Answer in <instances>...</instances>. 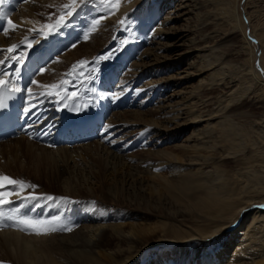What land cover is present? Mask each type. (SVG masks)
Wrapping results in <instances>:
<instances>
[{"label": "rangeland", "instance_id": "1", "mask_svg": "<svg viewBox=\"0 0 264 264\" xmlns=\"http://www.w3.org/2000/svg\"><path fill=\"white\" fill-rule=\"evenodd\" d=\"M5 4L14 7L12 0H6ZM227 5L239 16L238 21L245 25L247 37L249 36L246 27H248L251 34L253 33L251 26L253 23L250 22L264 21V0H121L120 9L115 13L114 20L110 26L112 31L111 43L100 47L93 52L91 57L81 56L77 60L83 58L91 61L94 57L103 54L99 51L102 48L107 49L108 53L115 49L116 51L112 57L107 61H100L96 65L99 68V72L96 73L97 78L95 80L84 77L77 79L75 76L66 77L73 81L75 86L77 85L75 89L77 94L80 93L79 90L93 91V86L95 89L100 84L99 89H107L111 100H114V95L118 96L117 91L124 89L129 95L132 106L125 107L120 111L128 112L129 110L132 112L135 110L145 112L160 106V127L156 123L130 122V126L127 128V135L118 141V146L120 147L121 145V150L118 151L112 148L118 154L124 153L125 156L128 154V158L126 157L125 160L128 167L119 170L117 177H115L114 174H109L112 168H110V165L108 166V185H106L108 195L104 194L105 196H103L99 190L94 191V193L96 192L95 196L82 194L79 202H73L74 204H72L67 200L63 207L61 206L63 209L61 211L58 209L61 205L60 199L56 201L59 204L56 202L49 203V208H54V212L60 215L59 217L63 216L62 218L67 217L70 213L75 218L77 211H80V214H84L82 215L83 217L90 218L92 216V218H95L97 224L101 223L102 219L105 218L111 224H124L121 227L122 231L127 236L130 232L135 233L133 235L134 241L139 244L138 254L130 261V264H206V261L210 260H213V264H237L236 261L240 260L242 264L258 262L264 264V254H262L264 226L258 229L256 236L249 234L246 237L244 232L247 227L245 225L251 219L250 213L252 210L250 211V208H259L256 205L264 203V200L260 201L258 198H254L253 202L249 203L250 207L248 206L242 214L236 216L227 226V228L230 225L235 227L230 226L229 229H224L212 238L199 239V237H195V239L190 241L182 240L183 237L193 232L211 230L216 224L220 225L225 221L224 218L216 216L203 220V218H208L205 213L206 210H195L189 207L186 202L194 196L193 193L201 194L202 197L208 196L207 186L224 180L230 181L231 186L235 187V193H239L240 182L243 180L240 179L239 174L235 173V171L239 172L240 170L242 172L249 169L257 171L254 174L258 175L261 182L260 186H264V84H262L263 80L257 83L254 81L253 88L241 95L242 91L240 89L243 86L240 84L241 81L230 82V73L231 75L233 74V77L238 75L236 71L238 66L249 69L253 65L252 60H250L253 53L247 43H245L242 30L234 22L229 21L230 19L224 10ZM7 9L12 10L9 6ZM17 10L18 6L16 5L13 13L17 14ZM54 13H59V7ZM171 13L173 16L171 21L164 25L163 18ZM38 14L43 19L40 23L45 22L49 15V13L44 14L42 10ZM106 14V8L101 0H91L89 4L83 6L71 20L70 25L64 28V30L72 28L71 26L75 22L77 23L76 18L80 17L83 21L79 22L81 24L76 29V36L71 41H66L67 43L56 54L52 55L51 59L56 56L52 62L57 57L60 59V57L70 52L69 50H71L73 43L81 40L82 44L86 43L90 38L85 40L83 32L90 27V22L87 24L88 20L91 17L95 18V16ZM120 19H125L124 25L117 23ZM152 23L155 25L161 23L165 30L171 31L168 37L162 38L165 45H171L170 49L161 47L159 51H156L161 61H156V57L149 54L151 49L156 48V45L153 42L151 43V37L154 34ZM101 29L102 25L92 32V35ZM191 30L195 35L202 36V38L198 37L202 39L204 44L208 45L204 50V52L206 51L204 58H208L207 61L217 62L220 58L222 59L220 66L225 65L230 72L225 78H213L211 74L218 68L210 70L212 69L211 67L201 71L202 73H198L195 68L191 70L194 73L193 75L184 76L186 72L184 73L182 70L185 67L187 68L189 60L188 58L176 60V58L182 48L190 43ZM10 33L12 34L13 32ZM145 33L150 37L145 36ZM251 39V44L257 45V39L255 38L257 42L253 41L254 38L253 40ZM125 40L127 41L126 44L123 43ZM56 41H53L55 43H52L53 47L58 45L59 42L57 43ZM106 51L104 50V52ZM258 52L260 54L258 56L259 65L264 68V51L258 49ZM255 55L257 57V51ZM61 62L66 65L68 72L72 64L68 65L65 61ZM137 63H141L139 64L140 66L144 64L143 68H140ZM211 65L214 67L218 64ZM90 68L91 65L84 69L86 74L90 72ZM66 69L63 70V73ZM155 69L160 70L157 72ZM45 73L42 74L41 78ZM111 74H114L112 79ZM260 74L262 75L261 72ZM39 75H36V80ZM176 75L177 77H175ZM121 77L124 79H121ZM155 78L159 79L158 84L153 81ZM108 79H111L110 84ZM108 84L109 88H106ZM198 86L202 88H197L196 92L194 87ZM238 87L240 89L235 93L237 91L235 89ZM191 91L196 93L193 98L189 94ZM194 101H200L196 105L198 108L194 105L193 108H190L191 110H187L189 104H193ZM170 104L174 105L172 109L168 108ZM81 109H84L86 113H90L93 110V105L82 106ZM219 109H221V113ZM199 112L204 116L201 122L182 124L184 119H189L190 115L199 114ZM218 114H220L219 116H226L234 122V126H231L233 128H230L233 135L231 143L225 141L228 138L223 134V129L225 128L218 127V125L213 123L215 119L217 121V119L220 120L222 118L218 117ZM174 115H178L176 119ZM167 118L171 119V122H167ZM200 129L206 131L204 132V139L207 142L206 146H209L202 151L203 156L208 155V161H210L208 165L203 166L202 170L204 173H198V166L190 164L189 155L180 151L184 146L194 144L192 137L194 133H199ZM159 130L162 131L158 132ZM126 142L128 147L122 146ZM11 145L14 146L15 143ZM7 147L1 146L0 151L7 149ZM136 150L137 152L134 153ZM158 151H163V154L165 151L173 152L177 158L169 155L173 159L169 160L165 154L166 158L163 154H160L158 158L151 156V154H157ZM25 152H27V149L21 151L19 158H22L29 165L31 160ZM5 160L12 159L8 156ZM78 160L81 161L82 159L77 158ZM140 160H144L145 164L142 163L139 168L137 165ZM2 162H4V159ZM61 162L62 159H58L57 163ZM42 163L43 168L50 172V162ZM78 165L83 168L84 162H79ZM187 169L191 171L189 174L193 173L191 175H195L190 182L185 179L189 174L184 175ZM5 172L6 175L15 176L23 180L28 179V182L39 185L36 189H29L35 193L40 191V187H42L43 190L47 188L51 193H55V197L62 194L58 187L59 185L55 184V182L48 184L45 177L36 182L31 165L23 172L20 171V173L14 169L13 172ZM61 173L63 174L64 172ZM216 176H220L221 179L215 180L214 177ZM252 176L248 180L251 182H249L250 184H254V181L257 180L255 175L253 176L254 178ZM114 178L117 179V185L123 188L119 198L117 197L118 194L115 193L116 189L112 187L115 186ZM91 181H93L91 187L98 188L99 184L93 179ZM183 183H188V185L184 186ZM189 185L194 190L193 193L184 192ZM109 190L115 191L110 194ZM25 191H28V189H25ZM246 194L258 195L257 191L246 192ZM260 194H264V191ZM65 214L66 216H64ZM240 222H243L242 226H244V229L242 232H236L235 229L239 227ZM162 225H165L164 229ZM71 226L72 231L77 228L76 225ZM66 232L70 233L71 231L61 230L57 233L62 235L66 234ZM78 236L80 239L77 243L81 244H75L74 249H83L86 252L91 251L101 259L104 258L103 254L107 253L105 248L97 244L93 246L94 242L91 239H87L90 244L84 247V241L81 236H85V234L80 231L74 236L59 238L62 246H64V253L62 254L63 264H77L72 259H68L69 257L67 258V256H72L70 253L72 242L78 239ZM118 244L124 243L116 240L114 243L112 242L110 247L115 246L117 248ZM237 250L238 252H236ZM62 262L59 261V264ZM105 262H107L106 264H113L106 260Z\"/></svg>", "mask_w": 264, "mask_h": 264}, {"label": "bare ground", "instance_id": "2", "mask_svg": "<svg viewBox=\"0 0 264 264\" xmlns=\"http://www.w3.org/2000/svg\"><path fill=\"white\" fill-rule=\"evenodd\" d=\"M14 2L18 4L17 5L18 13L15 14L13 13L14 11H11L10 19L15 24L22 25V28L17 29L12 34L10 33L8 37H6L3 34V32L0 31V48H6L8 45L12 43H18L25 36L26 33L29 39L32 38L30 36H35V39L39 40L40 43L35 46L36 53L33 54L32 58H35L36 55L41 52V54H39L40 59L37 62V64H41L42 60L45 61L43 54L48 56L52 54V52L55 51L56 49H59L63 45H65V43H67L68 41H71L76 36V33H77L76 29L81 24V23L79 24V22L83 21V19L78 17L76 18L77 23L75 22L74 25L71 26L72 28H66L65 30L63 29V31L59 35L50 36L48 38H44L42 35H36L34 33L29 34V32H27L26 30L33 26L38 27L40 25V22L43 20L42 18H40L38 14L40 10H42L44 14L54 13L57 10V7H59L63 3H66L67 0H34V2L33 0H28L27 3H25V0H14ZM48 4H55L56 7L48 8L47 7ZM224 10L230 19L229 21L234 22L235 25L242 30L245 43H247V46L250 47V50L253 53V55H251V58H250V60H252L253 65L250 66L249 69L242 68V66L237 65L238 67L236 71L238 72V75H235L233 77V74L231 75V73L228 71L229 69L226 68L225 65L220 66L222 64L220 63L222 62L221 58L217 62H210V60L207 61L208 58L207 59L204 58L205 53H206V51L204 52V50L206 49V46L208 45L204 44V42L201 39L202 36L195 35L192 32V30L190 32V35L192 34L190 37V43L186 44L182 48V51L178 53V57L176 58V60L177 59L182 60L184 58L185 59L188 58L189 63H187V68L185 67V69L182 70V72L183 71L184 73L186 72V75H184L185 77L193 75L194 73L191 72V70H194L195 68L198 73H202L201 71L205 70L206 68L210 69L211 67L212 69L210 70L218 68L213 74H211L213 78L218 77V79H223V77L225 78V76L228 73H230V77H229L230 82L237 80V81H241L240 84H242L243 86L245 85L244 87L242 86L243 88L240 86L241 89L239 87L236 88L235 90L237 91L234 90L236 93L240 89V91H242L241 93L242 95L249 89L253 88L254 81H256L257 83L260 80H263L262 84H264V68H262V70L259 69V66H257V64L256 66L258 69L256 68V66L254 67V62L256 59V55H255L256 51H258V49L259 50L262 49V51H264V21L254 23L251 20L252 18L251 15H249L251 17L249 19L252 21L250 23H253V25H251L253 28L252 30L253 33L251 34L248 30L247 34L249 37H247L245 33V25L241 23V21H238L239 16H237L235 11L232 8H230L228 5L224 7ZM114 17L115 15L113 17L110 16L106 20L102 21L100 24V26L102 25V29L99 30V32H95L93 35L91 33L90 39L89 40L87 39L88 41L84 44L81 43L82 40L77 42L76 47L75 48L71 47V50H69L70 52L60 57L59 62H55L56 60L52 62V60L56 57L55 56L51 61H49L45 65L44 68L47 69V71H45L46 72L45 75L41 78L42 74H40L39 77H37V80L41 84L58 82L63 76V74L66 73L68 70L66 69L67 68L66 65L61 61H65L66 64L71 65L79 57L81 56L91 57L93 52L97 51L100 47H102L105 44H110L111 35H112L110 26L112 25V21L114 20L113 19ZM172 17H173L172 13L170 15L168 14L167 16H165L163 18V24L165 25V23L170 22ZM92 18L93 17H91L88 20L87 24H89V22H91V20L94 19ZM30 21L32 22L38 21L39 23L33 24V23H30ZM154 23H152L151 25L154 26L155 32L154 34H152L153 35V37H151L152 41L151 39L150 41L151 43L153 42L156 45L155 46L156 48L154 47L155 49H151V50L149 49L150 50L149 54L154 55L157 61L160 59H159V54L156 53V51H159L161 47H164V49H168V48L170 49L171 45L169 44L165 45L163 43L162 38L164 39V37H168L171 31L165 30L163 24L161 23L157 25H155ZM145 34H146L145 36L150 37L149 35H147V33ZM69 36H70V39H69ZM198 36L201 38H199ZM250 38H252L251 40H253V38L254 39L256 38L258 41L257 45L251 44ZM160 39H161V42H160ZM256 39L253 41L257 42ZM53 41L54 42L56 41L57 43L59 42L58 45L53 47L52 45V43H54ZM23 47L24 46L22 45V48ZM104 50L106 51L107 49L102 48L99 50L101 53H103L102 55H105L108 53V51L104 52ZM257 53H258V56H260L259 52ZM2 58L3 57L0 56V59ZM139 64L138 66L140 68H143L144 64L142 66H140ZM211 64H214V65L218 64V65L213 67ZM9 67L10 66L5 65V70L11 73L9 71ZM64 69L66 70L63 73ZM258 70L262 73V75L260 74ZM28 76L29 74H27L26 78H28ZM113 77H114V74H111V79ZM175 77H177V75ZM233 78H238V79L233 80ZM111 79H108L109 83L111 82ZM121 79H124V78L121 77ZM158 80H159L158 78H155L153 81H156V83L158 84L159 82ZM28 81L29 80L27 79V82ZM72 82L64 86L67 89L68 93L76 92L75 89L77 88V85L75 86L74 82L73 83ZM204 82H207V81H204ZM19 85L24 86L25 84L19 83ZM99 85H97L95 89L93 86V91H84V90L80 91L79 90L80 93L77 94L75 98L66 100L64 103H59L58 98L42 97L41 99L43 103L40 104V111L43 112V116L40 119H38V121L43 122L42 127H44L45 125L46 126L53 125L52 128H54L55 126H59V125H61L62 127H67V124L69 123L67 119V115L83 117L88 113H86L84 109H81L82 106L84 107V106L93 105V111L89 113L90 116H88L89 119H88L87 131H90L91 129H93L94 126H97L96 131L99 132V136L97 139L93 138L89 141H84V142H80V143L73 144V145H66L63 143L59 145H53L52 143L43 142L36 138L20 135L14 138H8L3 141H0V147L8 146L7 149L5 150L2 149L3 151L2 150L0 151V159H1L0 173L5 174L6 173L5 171L13 172V169L18 170L20 173V171L23 172L26 168L29 167V165H31L32 169L34 170V173H33L34 180L35 181L37 180L36 182H38L41 178L45 177L48 184L52 182H55V184L57 183L59 185L58 187L60 189V192H62V194L57 192L61 196L55 197L56 196L55 193H51L49 190H47V188L43 190V188L40 187L41 190L37 192L38 194L44 193L47 195H51L55 197L56 199L50 201V200H47L46 198H41L38 201L40 205L39 207H35V204L37 203L35 201H21L16 197H11V199H13V203L3 206L2 208H0V211H3L5 214L7 213L8 216L9 215L13 216V219L10 220L5 217L2 223H5L6 225H8V227H11V225H13L15 222V217L19 215H28L31 217H42V218L60 216V215H57L56 212H54L55 211L54 208L52 209L49 208V205H50L49 203L58 201L60 197H67L68 198L67 200H69L70 203L74 204L73 202L76 203L80 201L79 198L82 197L81 196L82 194H85L87 196H95L96 195V192L94 193L95 190H99L103 194V196H105L106 194L108 195L106 191L107 190L106 185H108V182H107L108 171H109L108 166L110 165V168H112V171L109 174H114L115 177H117L119 170H122L123 168L128 167L125 161L128 154H126V156L124 155V153L118 154L115 151H113L112 148L117 149L118 151L121 150V145L120 147L118 146V141L123 136L125 137L127 135V132H128L127 128L130 126V122L142 123V124H155L156 123L158 124V126L160 125V121H159L160 120V116H159L160 106H157V108L155 109H149L145 112L135 111V110L132 112H130L129 110L128 112H125L123 110L120 111L121 109L125 107L132 106V102L130 101L128 93L127 92L125 93L124 89H121L117 91L119 99L111 100L109 91L106 89H103V90L99 89ZM33 88L37 92L41 91V89L37 88V86H33ZM197 88H200V86L194 87L195 90ZM94 92L95 94H93ZM189 94L191 95V98H193L196 95L195 91H191L189 92ZM61 95L63 96L65 95V93L62 92ZM198 102L194 101L193 104H189L187 110H191L190 108H193L194 105L196 106ZM65 104L67 105V107H65ZM173 107L174 105L172 104L168 106V108L170 109H172ZM196 108H198V106H196ZM181 110H185V109H181ZM220 110L221 109H219V112ZM219 115L220 114H218V117H222V118L220 120L217 119V121L215 119L213 123L218 125V127L225 128L223 129V134H225L228 137L225 141H229V142L233 141V137H232L233 135L231 134L230 128L232 125L234 126V122H232V120L228 119L226 116L223 117ZM177 116L178 115H174L175 119L177 118ZM202 118H204V116H202L200 112L199 114L194 113L193 115H190L189 119L188 118L184 119L182 124L184 125L192 124V123L195 124V123H198L199 121L201 122ZM55 122H57L56 125H54ZM167 122H171V119L167 118ZM178 124H181V123H178ZM107 125H111L112 127L106 129L105 126ZM160 131L162 130H159L158 132ZM198 132L199 133H194L192 137L194 144L184 146V148H181L180 151L189 155L190 157L189 163L192 165L195 164L196 166H198V169H197L198 173L199 172L204 173L202 170L203 166L208 165V163L210 162L208 161L209 156L208 155L203 156L202 154L203 149L207 147L206 146L207 142L204 139L205 138L204 132L206 131H204V129H200V131ZM44 135H48V134H44ZM26 140L30 142H27ZM14 143L15 145L12 146L11 144H14ZM127 144L128 143L126 142L122 146L128 147ZM25 149H27V152H25V154L31 160L29 165H27L22 160V158H19L21 155V151ZM136 152L137 150L134 151V153ZM162 152L163 151H160V152L158 151L157 154L155 155L151 154V156L158 158L160 157V154H163ZM164 154L167 155L169 160L172 159V157L177 158V156L174 155L173 152L165 151ZM169 155H171L172 157ZM8 156L12 160H5ZM60 158L62 159V162L57 163L58 159ZM77 158L82 159V160L77 161ZM3 159H4V162H2ZM47 161L50 162L49 167H51V170L48 168L50 172L46 171L43 168L42 162H47ZM79 162L81 163L84 162L83 168L80 167L81 165H78ZM138 163L139 164L137 166L140 168L142 166L141 164L144 163V160H140ZM187 170H185L186 172L184 173L186 174L184 175H187L191 172L189 169ZM61 172H64V173L62 174ZM256 172L257 171H255V169H249V170L242 171V172L240 170L239 172L235 171V173L239 174L240 179L243 180L241 181L240 179H238L241 181L239 193H235V187L231 186V182L228 180H224L221 182L214 183L213 185L207 186L208 196H205V197H202L201 194L193 193L194 190H192L191 185H189L188 189L184 190V192H192L194 196L189 198L186 201L188 203V206L192 207L195 210L196 209L206 210L205 213L208 218H203V220H208L212 218L213 216H216L218 218L219 217L224 218L225 221H223L222 224L220 225L216 224V226H214L211 230L196 231V232L189 234L186 237L182 236L183 237L182 240L190 241V240L195 239V237H199V239L200 238L205 239L207 237L212 238L218 235L219 233H221L224 229H226L227 226L232 222V220L236 216H238L239 214H242L244 210L247 209V207L250 205L249 203L253 202L254 198H258L260 199V201L264 200V197H263L264 194H260L262 191H264V186H260L261 185L260 179L258 178L257 174H254ZM191 174L185 177V179H187L189 182L195 177V175H191ZM251 175L253 176L255 175V177H257L256 178L257 180L254 181L255 182L254 184H250L251 182L248 181ZM12 177L16 178L15 176H12ZM92 179L99 184L98 188L91 187L92 186L91 183L93 182L91 181ZM214 179L219 180L221 179V177L216 176L214 177ZM25 180L28 181V179H25ZM113 181L115 183V186H112V187L116 189V191L109 190V192L111 194L112 192L115 191V193L118 194L117 197L119 198L121 197L120 194L123 188L117 185L116 178H114ZM183 185L186 186L188 185V183H183ZM29 191H30L29 189L28 191H25V194ZM255 191H257L258 195H253V194L247 195L246 194V192L251 193ZM59 202L61 203L60 207L61 206L63 207L66 201L59 200ZM15 203L19 206L21 203H24L25 207L21 208L16 205H13ZM60 207L58 209L60 211L63 210L62 207L61 208ZM15 209H19V211L16 212L14 211ZM250 211H251L250 213L251 219H250V222L245 225L247 227L244 231L246 234L245 235L246 237L249 234L252 236H256L258 234V229L264 226V209L250 208ZM71 214L72 213L68 214L67 217L65 218H62L63 217L62 216L59 221L52 222L57 227H59L60 225H63L65 227L76 225L77 228L71 231L70 232L71 234L66 232V234L61 235L60 233H57L61 230H58L56 232H53L47 235H37V234L31 233L30 231L28 232L21 231L19 228L13 227V226L12 228L0 229V261H3L4 264H59V261L60 262L64 261L62 257V254L64 253V246H62L59 238H62V237L64 238V237H69V236L71 237L80 231H83L85 236H87V238H85V236H81L84 241V247L90 244L87 241V239H91V241L94 242L93 246L97 244L105 248L107 253H104L103 254L104 258L101 259L99 256L94 255V253L91 251L86 252L83 249H80V250L74 249L75 244H81V243H77V241H79L80 239V237L78 236V239L75 240L76 242L75 241L72 242V248L70 250V253L72 256H67V258L69 257L68 259H72L77 264H106L107 262H105V260L108 261L109 263L112 262L113 264L114 263L130 264V261L133 260L135 256L138 254L139 244H137L136 241H134V237H133L135 233L130 232L127 236V234H125L121 228L123 227L124 224L122 223L121 224L120 223L111 224L106 221L107 220L106 218L102 219L101 223L97 224L96 223L97 220L95 218H92V216L90 218L86 216L83 217L82 215L84 214H80V211H77L76 213L77 216L75 218ZM64 216H66V214ZM242 223L240 222L239 227H236L235 229L236 232L237 231L242 232V230L244 229V226H242ZM162 227L164 229L165 225H162ZM229 227L227 229H229ZM232 227H235V226H232ZM67 234H70V235H67ZM116 240L124 244H118L117 248L115 246L111 248L110 246L112 242L114 243V241ZM262 251H263L262 254H264V245L262 246ZM236 252H238V250ZM121 258L123 259L118 261ZM206 262H207L206 264H213V260L206 261ZM236 262L237 264H242L241 260L236 261ZM63 263L64 262L60 264H63ZM260 263L261 262L251 263V264H260Z\"/></svg>", "mask_w": 264, "mask_h": 264}, {"label": "snow or ice", "instance_id": "3", "mask_svg": "<svg viewBox=\"0 0 264 264\" xmlns=\"http://www.w3.org/2000/svg\"><path fill=\"white\" fill-rule=\"evenodd\" d=\"M28 0H25L27 3ZM34 2V0H33ZM91 0H67L66 3H63L59 6V13H49L48 18L45 22L40 23V26L37 28L35 26L28 28L26 31L34 33L36 35H42L44 38L50 36L59 35L65 27H67L71 20L75 17L78 11L89 4ZM102 4L106 8L107 14L100 15L90 22V27L83 32V38L85 40L90 38V34L98 29L101 22L106 20L108 17L115 15L116 12L120 9L121 0H101ZM6 3V0H0V17H6L7 14L4 11L3 5ZM48 8L56 7L55 4H48ZM30 23H39L38 21ZM118 24L124 25L125 19H120L117 21ZM22 25L15 24L10 18L6 19V26L2 29L3 34L8 37L10 32H15L18 28H21ZM155 32V29H152ZM40 43L39 40L35 39L33 36L31 39L25 35L18 43H12L6 48H0V56L3 58L0 59V109H5L7 104L5 103V93H7L8 98H14V94L26 93V100L21 107V112L24 117H42L43 113L40 111V104L43 103L42 97L48 98H58L59 103H64L66 100L73 99L76 97L77 93L72 92L68 93L67 89L64 87L67 84H70L72 81L67 79L68 76H75L77 79L84 77L86 79L95 80L97 78L96 73L99 72V68L96 65L100 61H107L116 51L115 49L112 52H109L105 55H100L94 57L91 61L87 59H79L71 65V68L68 72L64 73L61 79L55 83L41 84L34 77L38 74H43L47 71L46 68L37 66L36 69L29 76V81L27 85L20 86L19 81L23 79V72L29 66V62L32 61V56L36 53V45ZM123 43H127L125 40ZM22 45L24 46L22 48ZM72 48L76 47V43L71 45ZM39 54L36 55L37 62L39 61ZM55 62H59V57L56 58ZM5 65L11 66L14 68V74L9 73L5 70ZM91 65L90 72L85 73L84 69L88 68ZM33 86L41 89V91H36ZM65 95H61V93ZM114 99H119L118 96L113 97ZM65 107L67 105L65 104ZM78 110V109H77ZM4 118V113L0 111V120ZM34 126V122L28 123L27 127L31 128ZM111 125L105 126L106 129L111 128ZM107 138V137H106ZM39 185L30 183L23 179H16L12 176L0 173V208L5 205L13 203L11 197H16L21 201H35V207H39V200L41 198H46L47 200H54L55 197L47 195L44 193H35L29 191L25 194V189H36ZM62 201H67V197H60ZM20 207H25L24 203L20 204ZM261 209H264V204L256 205ZM14 211L18 212L19 209ZM7 219H13V216L9 215ZM5 219V213L0 211V226L4 225L2 221ZM61 217L52 216L50 218L42 217H31L28 215H19L15 217V222L13 227L19 228L21 231H30L31 233L37 235H47L58 230L62 231H72V226H55L52 222L59 221ZM0 264H4L3 261H0Z\"/></svg>", "mask_w": 264, "mask_h": 264}, {"label": "water", "instance_id": "4", "mask_svg": "<svg viewBox=\"0 0 264 264\" xmlns=\"http://www.w3.org/2000/svg\"><path fill=\"white\" fill-rule=\"evenodd\" d=\"M246 30L248 31V27H246ZM255 40V39H254ZM258 52V51H257ZM255 64H257V66H259V69L262 70V67L259 65V57H258V53H257V57H256V60H255Z\"/></svg>", "mask_w": 264, "mask_h": 264}]
</instances>
